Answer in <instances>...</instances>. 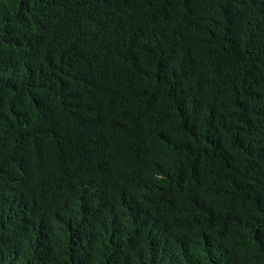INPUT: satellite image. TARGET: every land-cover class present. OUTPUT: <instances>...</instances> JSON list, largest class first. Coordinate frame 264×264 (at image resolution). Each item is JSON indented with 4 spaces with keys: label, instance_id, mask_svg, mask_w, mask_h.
I'll use <instances>...</instances> for the list:
<instances>
[{
    "label": "trees",
    "instance_id": "trees-1",
    "mask_svg": "<svg viewBox=\"0 0 264 264\" xmlns=\"http://www.w3.org/2000/svg\"><path fill=\"white\" fill-rule=\"evenodd\" d=\"M0 264H264V0H0Z\"/></svg>",
    "mask_w": 264,
    "mask_h": 264
}]
</instances>
